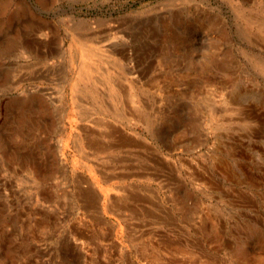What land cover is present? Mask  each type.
Returning <instances> with one entry per match:
<instances>
[{
  "label": "rangeland",
  "instance_id": "1",
  "mask_svg": "<svg viewBox=\"0 0 264 264\" xmlns=\"http://www.w3.org/2000/svg\"><path fill=\"white\" fill-rule=\"evenodd\" d=\"M0 264H264V0H0Z\"/></svg>",
  "mask_w": 264,
  "mask_h": 264
}]
</instances>
